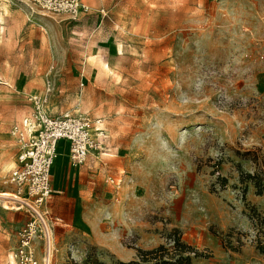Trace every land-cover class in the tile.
<instances>
[{"label": "rangeland", "instance_id": "rangeland-1", "mask_svg": "<svg viewBox=\"0 0 264 264\" xmlns=\"http://www.w3.org/2000/svg\"><path fill=\"white\" fill-rule=\"evenodd\" d=\"M76 1L0 0V192H17L12 128L38 106L100 128L79 166L58 148L49 264H117L177 235L193 264H264V0ZM32 217L0 197V264Z\"/></svg>", "mask_w": 264, "mask_h": 264}, {"label": "built area", "instance_id": "built-area-1", "mask_svg": "<svg viewBox=\"0 0 264 264\" xmlns=\"http://www.w3.org/2000/svg\"><path fill=\"white\" fill-rule=\"evenodd\" d=\"M68 10L79 9L76 0H66ZM98 121L84 115H50L38 106L21 124L12 128L18 140L16 165L7 181L17 188L14 201L33 214L20 232L21 245L15 253L16 264H37L33 239L39 236L46 242V264L50 263L52 239L46 205L52 194L51 172L58 157L59 142L69 144V159L74 166L86 162L100 148Z\"/></svg>", "mask_w": 264, "mask_h": 264}, {"label": "trees", "instance_id": "trees-1", "mask_svg": "<svg viewBox=\"0 0 264 264\" xmlns=\"http://www.w3.org/2000/svg\"><path fill=\"white\" fill-rule=\"evenodd\" d=\"M260 187V182H256ZM262 190H259L261 193ZM178 231V230H177ZM199 250L182 239L181 235L172 238V244H160L151 249H138L137 258L130 261H120L117 264H193L194 258L200 256ZM69 264H79L72 262ZM81 264H115L101 261L92 255Z\"/></svg>", "mask_w": 264, "mask_h": 264}, {"label": "bare ground", "instance_id": "bare-ground-1", "mask_svg": "<svg viewBox=\"0 0 264 264\" xmlns=\"http://www.w3.org/2000/svg\"><path fill=\"white\" fill-rule=\"evenodd\" d=\"M9 196H13V194H11V193H8V192H0V197H8V198H12V197H9ZM13 260V264H16L15 262H14V259H12Z\"/></svg>", "mask_w": 264, "mask_h": 264}, {"label": "crops", "instance_id": "crops-1", "mask_svg": "<svg viewBox=\"0 0 264 264\" xmlns=\"http://www.w3.org/2000/svg\"><path fill=\"white\" fill-rule=\"evenodd\" d=\"M65 143H66V144L68 145V147H69L68 142H66V141H64V140H62V141L59 142V147L65 145ZM59 147H58V148H59ZM58 154H59V152H58Z\"/></svg>", "mask_w": 264, "mask_h": 264}]
</instances>
